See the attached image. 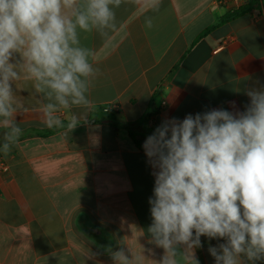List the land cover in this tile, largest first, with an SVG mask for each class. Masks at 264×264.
Masks as SVG:
<instances>
[{
    "label": "crops",
    "instance_id": "0c3cea01",
    "mask_svg": "<svg viewBox=\"0 0 264 264\" xmlns=\"http://www.w3.org/2000/svg\"><path fill=\"white\" fill-rule=\"evenodd\" d=\"M240 6L162 0L153 12L128 0L115 10L117 28L107 39L81 32L100 69L89 93L95 112L67 136L42 122L44 101L30 80L13 84L22 135L7 156L0 151L8 168H0V264H113L109 246L123 248L133 264H158L164 249L147 231L156 169L143 144L167 120L243 112L247 91L264 90V0L224 20ZM82 111L58 115L66 122ZM200 239L192 252L181 248L188 258L177 257L178 264H215L208 249L226 241Z\"/></svg>",
    "mask_w": 264,
    "mask_h": 264
},
{
    "label": "clouds",
    "instance_id": "9594fccd",
    "mask_svg": "<svg viewBox=\"0 0 264 264\" xmlns=\"http://www.w3.org/2000/svg\"><path fill=\"white\" fill-rule=\"evenodd\" d=\"M127 2L0 0V151L5 156L22 135L15 117L23 104L13 89L22 78L43 98L40 112L47 128L67 136L88 122L95 112L90 87L100 69L80 33L107 39L117 28L115 10ZM134 3L158 12L162 0ZM144 25L153 28V18L146 16ZM246 94L250 104L243 112L210 110L182 121L173 118L146 138L143 148L156 169L147 231L164 249L158 264L187 259L181 248L201 247V236L226 241L208 249L215 264L264 261V90ZM61 109L83 111L72 112L65 122ZM107 250L113 264H133L123 248Z\"/></svg>",
    "mask_w": 264,
    "mask_h": 264
},
{
    "label": "trees",
    "instance_id": "16d2710c",
    "mask_svg": "<svg viewBox=\"0 0 264 264\" xmlns=\"http://www.w3.org/2000/svg\"><path fill=\"white\" fill-rule=\"evenodd\" d=\"M262 1L263 0H248L244 6H240L238 9L232 11L230 14L225 16L224 20H227V19L234 17V16L242 15L246 12H250L253 8L261 5Z\"/></svg>",
    "mask_w": 264,
    "mask_h": 264
},
{
    "label": "built area",
    "instance_id": "2783aa9c",
    "mask_svg": "<svg viewBox=\"0 0 264 264\" xmlns=\"http://www.w3.org/2000/svg\"><path fill=\"white\" fill-rule=\"evenodd\" d=\"M232 1V3L233 4H235L236 6H240L241 4H243V3H245V2H247L248 0H231ZM115 105H107V106H105L104 108H103V111L105 112V113H110V112H112L114 109H115ZM0 168H1V170L2 171H7L8 170V168H7V166L0 160Z\"/></svg>",
    "mask_w": 264,
    "mask_h": 264
}]
</instances>
